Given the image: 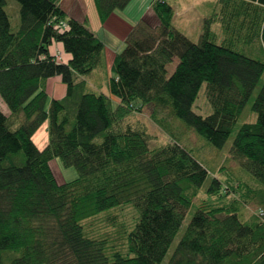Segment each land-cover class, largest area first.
<instances>
[{"label": "trees", "instance_id": "16d2710c", "mask_svg": "<svg viewBox=\"0 0 264 264\" xmlns=\"http://www.w3.org/2000/svg\"><path fill=\"white\" fill-rule=\"evenodd\" d=\"M93 1L105 23L131 0ZM18 2L14 30L0 0V96L10 110H0V264H161L207 181L217 201L196 207L167 264H264V221L243 219L228 197L264 198V58L245 52L264 47V0H216L197 42L176 29L167 0H152L156 21L132 26L114 59L109 91L118 105L86 82L104 51L87 22L66 16L59 0ZM54 42L68 63L50 53ZM56 75L66 95L47 106L44 83ZM204 83L207 116L192 109ZM252 97L257 118L239 126L230 153L259 188L232 172L211 175L177 140L151 147L147 127L129 121L133 109L151 106L164 130L159 114L167 111L222 148ZM46 121L48 142L39 149L33 135ZM55 157L79 176L58 182ZM125 206L136 216L117 238L86 226L103 213L116 226L111 212ZM5 252L18 255L6 263Z\"/></svg>", "mask_w": 264, "mask_h": 264}, {"label": "rangeland", "instance_id": "374dc122", "mask_svg": "<svg viewBox=\"0 0 264 264\" xmlns=\"http://www.w3.org/2000/svg\"><path fill=\"white\" fill-rule=\"evenodd\" d=\"M138 1L139 0H133V2H131V4H129L127 8L115 11V15H119L118 17L121 20H125L126 22L131 23V25L134 26L139 21L140 12L142 10L141 4ZM167 1L173 6L175 11L173 24L176 29L184 33L191 41L197 42L203 32L204 19L208 15L212 14L216 0ZM7 2L8 5L6 7V10L10 16L12 28L15 30L19 26L20 22L19 2L18 0H7ZM137 2L138 4L136 6ZM212 30L218 35V42H221L223 38L221 24L217 21L214 22V24L212 25ZM102 33L105 34V36L109 39L108 42L110 43V46L114 47L118 42L119 35L117 37V35L112 32V29L110 28H103ZM245 52L246 54L254 56L256 58H264V47L261 48L256 45L255 51L249 49V51L245 50ZM177 63L178 59L174 58V60L168 64V76L173 72ZM58 77H60L59 80H52V77L47 79L48 90L50 92V94L48 95L47 106L49 105V102L54 95L57 97H62L63 95H65L66 84L62 81L61 76ZM262 79H264V75ZM86 80H88L89 85L91 87L99 88L102 89L103 92H106L104 84H102L101 86V83L96 81V78L90 75L86 78ZM255 94L256 92L254 93L253 97L255 96ZM253 97L250 102L246 105L243 113L238 119L236 125L234 126L230 137L227 139L226 143L222 148H218L212 145L205 138L197 134L194 129L188 126L182 119L176 116H171L167 111L159 114L160 116L163 115L165 117V124L167 126V130H164L152 119L151 106H145L141 108V110L133 109L129 121L132 124H134L135 122H139L147 127V131L151 135V147L159 146L168 141L177 140L181 146L185 147L188 151H190L193 156L200 163H202L205 168H207L211 175L219 176L221 173L232 172L237 178L248 182L254 188H259L261 187V185L257 181V179L248 170H246L244 167H241L240 163L230 153L233 140L239 126L244 122H253L257 118V114L251 110V103ZM192 109L195 113L203 116H207L212 112L211 105L209 104L206 97V83L202 85ZM34 135H37L36 137L38 138L42 136L48 137L47 121L40 126V128L35 132ZM50 165L58 182L71 181L79 176V172L75 167L64 166L60 158L58 157L53 158L50 161ZM207 186L208 181L200 189L199 194L193 199L194 206L190 207V209L187 211L182 223V227L176 235L170 247V250L168 251V254L166 255L161 264H167L179 238L183 234L184 229L186 228L192 215L196 211V207L206 206L209 203H216L217 200H214L213 196L210 197L206 194L205 191ZM228 197L237 198L240 204V214L243 219L251 220L253 218H256L260 219L262 222L264 221V215L259 216L257 214L258 210H264V198L254 196L253 198H251V201L248 202L245 201L242 197H239L238 194L233 191H230ZM111 215H115L114 223L117 224L116 226H113L109 222L104 221V218L106 217L105 213L100 214L97 218L91 221H88L86 223V226L89 230L94 229L95 233L106 232L108 235L110 234L111 237L117 238L122 233V228L120 226L121 223H131V220H133V218L136 216V212L131 207L125 206L123 209L118 208L114 210L113 212H111ZM17 255L18 253L16 252H5V262L8 263L10 258H13Z\"/></svg>", "mask_w": 264, "mask_h": 264}, {"label": "crops", "instance_id": "0c3cea01", "mask_svg": "<svg viewBox=\"0 0 264 264\" xmlns=\"http://www.w3.org/2000/svg\"><path fill=\"white\" fill-rule=\"evenodd\" d=\"M133 0L130 1L129 4H131ZM141 4L142 10L140 12V19L147 17L150 19V21H156V17L151 9V1L149 0H139L138 1ZM136 3V6L138 4ZM144 2V3H143ZM143 3V4H142ZM129 4L126 6V8L129 6ZM59 5L61 9L65 12L66 16L73 17L81 22H87L89 28L104 42V51L102 55V62L101 65L96 68L90 75L94 78H96V81L104 84L106 92H103L102 89L99 88H93L89 85L88 80H86L88 86L98 92H102L106 95H108L114 104L118 105L120 104V101L118 98L113 96L109 91V80L112 73V66L114 63V59L116 55L123 49L125 45V37L132 27L131 23L126 22L125 20H121L118 16L115 15V13L105 22L101 23L98 13L96 11V7L93 0H59ZM103 28H110L112 29V32H114L118 38V42L116 45L110 46V43L108 42V38L105 36V34L102 33ZM49 51L52 55L56 57L58 62L61 63H68L70 60V54H68L64 48L63 45L59 42H54L50 48ZM89 75V76H90ZM53 78V79H52ZM52 80H59L60 77L53 76ZM48 81L46 80L44 83V88L48 95L50 94L48 90ZM66 95V92H65ZM62 97L53 96L52 98L61 99ZM0 110L7 116L10 115V110L6 103L2 100L0 96ZM37 135L33 136V141L37 145L39 149H43L48 142V137H36ZM47 138V139H46Z\"/></svg>", "mask_w": 264, "mask_h": 264}, {"label": "built area", "instance_id": "2783aa9c", "mask_svg": "<svg viewBox=\"0 0 264 264\" xmlns=\"http://www.w3.org/2000/svg\"><path fill=\"white\" fill-rule=\"evenodd\" d=\"M62 26H65V23H62ZM257 214L259 216H263L264 215V211L262 209L258 210Z\"/></svg>", "mask_w": 264, "mask_h": 264}]
</instances>
